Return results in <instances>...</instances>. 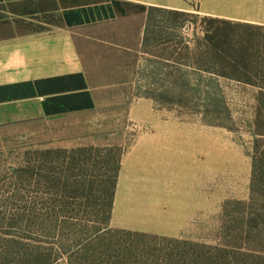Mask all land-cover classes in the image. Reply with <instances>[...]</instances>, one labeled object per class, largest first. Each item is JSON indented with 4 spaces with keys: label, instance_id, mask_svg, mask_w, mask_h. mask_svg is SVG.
Returning <instances> with one entry per match:
<instances>
[{
    "label": "rangeland",
    "instance_id": "1",
    "mask_svg": "<svg viewBox=\"0 0 264 264\" xmlns=\"http://www.w3.org/2000/svg\"><path fill=\"white\" fill-rule=\"evenodd\" d=\"M203 16L153 13L156 25L134 53L132 80L115 95L127 105L102 111L100 134L81 139L85 145L16 137L0 147V264H264V100L255 99L253 85L198 70L193 53L179 48L202 36ZM151 132L173 145L166 185L157 184V161L133 167L130 179L139 182L116 221L162 228L164 194L177 200L172 171L193 184L196 170L191 216H183L179 237L116 233L121 228L107 221L122 159ZM145 173L151 182H143Z\"/></svg>",
    "mask_w": 264,
    "mask_h": 264
},
{
    "label": "crops",
    "instance_id": "2",
    "mask_svg": "<svg viewBox=\"0 0 264 264\" xmlns=\"http://www.w3.org/2000/svg\"><path fill=\"white\" fill-rule=\"evenodd\" d=\"M148 6L264 26V0H0V147L17 138L80 147L85 145L81 139L100 134L96 131L101 112H110L111 105H127L115 95L132 80L134 53L141 46ZM132 115L131 99L126 116L131 119ZM160 137L152 132L142 135L122 159L110 224L174 238L187 226L184 217L191 216L196 170L193 184L179 181L172 171L177 200L172 202L173 193L164 194L165 207L158 214L162 228L116 221L129 210L132 186L139 182L130 179L133 167L157 161V184L165 187L166 160L173 156V145ZM194 150L196 164V146ZM142 180L151 182L146 173Z\"/></svg>",
    "mask_w": 264,
    "mask_h": 264
},
{
    "label": "trees",
    "instance_id": "3",
    "mask_svg": "<svg viewBox=\"0 0 264 264\" xmlns=\"http://www.w3.org/2000/svg\"><path fill=\"white\" fill-rule=\"evenodd\" d=\"M144 11L146 21L142 37L143 45L149 41V34L151 33L150 27L156 25L153 17L154 12L162 16H175L176 20L187 16L198 15L154 6H148L144 8ZM162 19L158 21V25L161 28L163 24ZM203 20L207 22L208 26L203 30L202 36H195L191 48L186 41L181 42L179 48L193 53L195 58L193 62L198 70L207 73L211 77L235 80L253 85L257 87L255 99L258 101L264 100V83H256L252 80L254 77L264 81V26L237 23L212 16H203ZM181 23L184 25V22ZM177 49L178 46L176 44L174 50L176 51ZM182 77H184L183 74L177 75L179 79ZM116 179L115 177L111 200L109 202L107 221H110ZM115 232L142 237L147 235V233L124 229H116Z\"/></svg>",
    "mask_w": 264,
    "mask_h": 264
}]
</instances>
